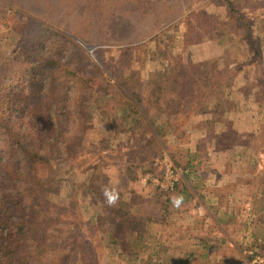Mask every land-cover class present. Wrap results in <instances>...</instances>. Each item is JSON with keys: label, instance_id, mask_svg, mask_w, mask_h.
<instances>
[{"label": "rangeland", "instance_id": "rangeland-1", "mask_svg": "<svg viewBox=\"0 0 264 264\" xmlns=\"http://www.w3.org/2000/svg\"><path fill=\"white\" fill-rule=\"evenodd\" d=\"M75 2L0 0V96L32 66L21 13L49 16L98 68H85L82 137L52 156L54 176L26 185L29 229L56 255L89 242L93 263L73 264H168L171 251L251 264L264 252V0H89L84 16ZM105 188L138 206L148 241L118 244L96 225ZM156 190L190 196L162 212Z\"/></svg>", "mask_w": 264, "mask_h": 264}, {"label": "trees", "instance_id": "trees-1", "mask_svg": "<svg viewBox=\"0 0 264 264\" xmlns=\"http://www.w3.org/2000/svg\"><path fill=\"white\" fill-rule=\"evenodd\" d=\"M88 1L74 3L79 16L85 13L80 2ZM101 12V9L93 11L90 19L83 22L87 24L89 20L88 24L94 26V14L99 16ZM19 16H23L17 19L24 22L30 39L24 41L22 48L33 58H28L32 66L25 71L23 82L0 96V264H69L70 260L73 264L79 259L91 262L92 257L85 256L89 242L80 246L71 242L63 256L56 255L53 242L47 240L43 231L29 229L26 185L31 189L33 183L44 184L49 176H54L60 164H54L52 156L64 161V153L72 142L82 137L90 119L87 111L90 106L81 103L90 94L91 76H85V68L90 66L94 71L98 68L75 40L44 22L49 16L43 21L22 13ZM44 35L49 36V42L39 47ZM115 194L118 199L114 204L107 202L104 193L98 195L102 214L96 225L101 230L107 229L118 244L125 242L131 247L148 241H143L147 218L142 212L139 214L132 201ZM154 194L162 212L170 211L176 201L183 202L190 196L180 190L177 193L156 190ZM127 236L131 238L127 240ZM187 261L188 258L182 259L173 251L168 258V264Z\"/></svg>", "mask_w": 264, "mask_h": 264}, {"label": "clouds", "instance_id": "clouds-1", "mask_svg": "<svg viewBox=\"0 0 264 264\" xmlns=\"http://www.w3.org/2000/svg\"><path fill=\"white\" fill-rule=\"evenodd\" d=\"M104 195L107 198V202L109 204H114L116 200L118 199V196L114 193V191L109 190L107 188L104 189ZM176 203H179V201H176Z\"/></svg>", "mask_w": 264, "mask_h": 264}, {"label": "built area", "instance_id": "built-area-1", "mask_svg": "<svg viewBox=\"0 0 264 264\" xmlns=\"http://www.w3.org/2000/svg\"><path fill=\"white\" fill-rule=\"evenodd\" d=\"M251 264H264V252L253 258Z\"/></svg>", "mask_w": 264, "mask_h": 264}]
</instances>
